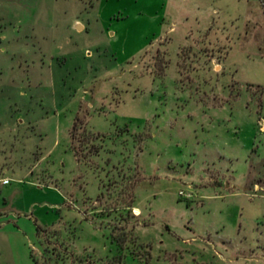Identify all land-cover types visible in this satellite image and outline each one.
Here are the masks:
<instances>
[{
  "label": "rangeland",
  "instance_id": "374dc122",
  "mask_svg": "<svg viewBox=\"0 0 264 264\" xmlns=\"http://www.w3.org/2000/svg\"><path fill=\"white\" fill-rule=\"evenodd\" d=\"M264 0H0V264H264Z\"/></svg>",
  "mask_w": 264,
  "mask_h": 264
},
{
  "label": "built area",
  "instance_id": "2783aa9c",
  "mask_svg": "<svg viewBox=\"0 0 264 264\" xmlns=\"http://www.w3.org/2000/svg\"><path fill=\"white\" fill-rule=\"evenodd\" d=\"M263 126V130H264V125H262Z\"/></svg>",
  "mask_w": 264,
  "mask_h": 264
}]
</instances>
